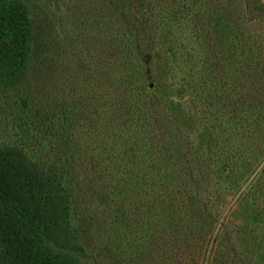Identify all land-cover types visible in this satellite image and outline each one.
I'll return each mask as SVG.
<instances>
[{
  "label": "rangeland",
  "instance_id": "rangeland-1",
  "mask_svg": "<svg viewBox=\"0 0 264 264\" xmlns=\"http://www.w3.org/2000/svg\"><path fill=\"white\" fill-rule=\"evenodd\" d=\"M132 1L150 19L142 54L120 0L28 1L37 38L26 81L0 91V145L57 167L65 186L69 170L73 222L99 264H161L166 236L181 226L175 214L166 220L167 204L182 201L164 182L188 169L190 152L207 180L185 190L196 211L183 231L212 222L215 232L225 221L264 264L263 25L240 42L223 0ZM237 109L247 124L234 121Z\"/></svg>",
  "mask_w": 264,
  "mask_h": 264
},
{
  "label": "trees",
  "instance_id": "trees-1",
  "mask_svg": "<svg viewBox=\"0 0 264 264\" xmlns=\"http://www.w3.org/2000/svg\"><path fill=\"white\" fill-rule=\"evenodd\" d=\"M28 1L0 0V91L17 88L27 79L37 38ZM223 2L227 4L226 13L235 39L246 42L256 36L260 25L264 27L261 1H257L258 8L252 7L250 0ZM120 7L119 12L128 19L127 24L137 41L135 49L141 54L142 47L150 50L148 15L136 8L132 0H120ZM240 57L242 69H252L245 63L247 56L241 54ZM141 64L146 67L144 75L152 74L153 56L146 54ZM260 77L264 80L262 66ZM258 92L261 95L257 96L256 107L264 115V91ZM245 114L240 109L232 111L236 123L247 124ZM189 157L190 152L181 157L188 169L181 166L177 177L170 175L169 184L172 185L164 182L165 189L174 186L175 194H179L182 201L171 200L167 204L166 220L172 222L175 214L181 226L175 237L172 234L166 236L167 250H164L161 264H258V250L249 251L238 246L235 232L225 221L218 231L209 230L212 216L208 214V206L201 204L198 198L195 202L207 213L210 226L200 230L199 234L191 232V228L189 233L183 231L186 228L184 216L190 209L196 211L194 204L186 200L189 193L185 190L196 191L207 180L205 172L198 170L195 174L190 168ZM68 171L66 169L65 186L63 173L57 167L34 161L23 148L0 145V264H99L100 256L85 244L84 227L73 222L76 189L68 180Z\"/></svg>",
  "mask_w": 264,
  "mask_h": 264
}]
</instances>
